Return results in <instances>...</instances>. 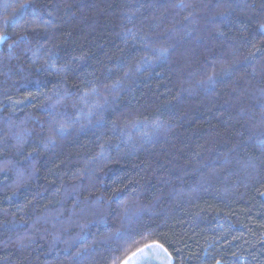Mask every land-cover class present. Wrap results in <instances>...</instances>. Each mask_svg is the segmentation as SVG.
Instances as JSON below:
<instances>
[{"label": "trees", "instance_id": "16d2710c", "mask_svg": "<svg viewBox=\"0 0 264 264\" xmlns=\"http://www.w3.org/2000/svg\"><path fill=\"white\" fill-rule=\"evenodd\" d=\"M0 36V264H264V0H0Z\"/></svg>", "mask_w": 264, "mask_h": 264}, {"label": "snow or ice", "instance_id": "6c2138e0", "mask_svg": "<svg viewBox=\"0 0 264 264\" xmlns=\"http://www.w3.org/2000/svg\"><path fill=\"white\" fill-rule=\"evenodd\" d=\"M0 39H4V37L0 36ZM153 250L167 253L164 246L156 241L144 243L143 247H138L129 257L122 261V264H137V261H139L141 257H147L148 253Z\"/></svg>", "mask_w": 264, "mask_h": 264}, {"label": "rangeland", "instance_id": "374dc122", "mask_svg": "<svg viewBox=\"0 0 264 264\" xmlns=\"http://www.w3.org/2000/svg\"><path fill=\"white\" fill-rule=\"evenodd\" d=\"M137 264H172V262L168 253L153 250L147 257H141Z\"/></svg>", "mask_w": 264, "mask_h": 264}]
</instances>
